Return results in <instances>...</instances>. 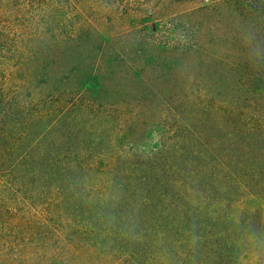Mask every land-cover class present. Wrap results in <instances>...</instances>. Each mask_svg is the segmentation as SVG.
Wrapping results in <instances>:
<instances>
[{
	"label": "trees",
	"instance_id": "obj_1",
	"mask_svg": "<svg viewBox=\"0 0 264 264\" xmlns=\"http://www.w3.org/2000/svg\"><path fill=\"white\" fill-rule=\"evenodd\" d=\"M27 1L0 0V264H264V0L190 7L170 22L169 44L155 23L140 30L138 58L100 43L88 69L141 79L119 106L132 111L121 136L116 105L86 100L104 87L93 71L79 90L72 69L55 77L68 85L57 94L22 91L28 62L50 83L45 59L60 54L56 37L28 54L38 44L23 39ZM178 66L181 89L146 86L148 67L175 81ZM149 124L160 132L153 145ZM100 179L108 188L95 194Z\"/></svg>",
	"mask_w": 264,
	"mask_h": 264
},
{
	"label": "rangeland",
	"instance_id": "obj_2",
	"mask_svg": "<svg viewBox=\"0 0 264 264\" xmlns=\"http://www.w3.org/2000/svg\"><path fill=\"white\" fill-rule=\"evenodd\" d=\"M209 2L212 0H118L115 1V4L98 3L97 0H39L37 3H32L29 0L25 8H20L19 11V16L25 19L22 23V35L24 40L34 39L38 45L34 49L31 42L30 47L32 49L27 51L28 54L34 55L35 50H38L39 47L44 50L45 46L41 43L52 37H56L55 39L59 41L60 54L53 58L54 62L45 59L50 67L52 66L54 80L50 83H43L40 81L39 75L35 76L31 71V65H36L35 67L38 68V60L33 58L31 62H28L26 65L28 71L24 78L22 91L26 96L30 91L36 100H40L67 88L68 85H61L55 81V77L62 75L63 71L76 69L71 74L76 73L79 76L70 85L73 86L75 82L77 83L76 88L82 83V78L90 76V71H93L94 75L91 78L96 74L95 79L97 80L92 79L91 83L96 85L99 82H104V87L99 93L96 89L91 91L87 89L86 100L94 98L99 102H106V107H109V104L116 105L117 111L112 116L110 115L109 119L115 121L116 132L121 136L124 132L125 121L131 120L129 117L132 111H125L124 113L119 106L125 107L127 103L134 102L135 91L133 87L138 85L141 79L138 72L130 71L128 68L108 76L105 75L107 71L104 73L88 69L87 65L96 56H101L98 45L102 42H109L108 44L113 45L112 47L115 49L130 47L133 55L138 58V54L145 48L142 42L136 40H142L140 35L143 31L140 30L147 29L150 32L157 23L160 27L158 30L159 40L169 44L176 37V34L173 35L168 32L170 22L180 26V23L184 21L182 15L188 8L206 5ZM17 9L16 6L10 4L9 13H16ZM149 14L150 18H147ZM219 20H214V24H218ZM224 22L226 23V21ZM65 42H69L72 52L68 51L70 55L63 56L62 51H64ZM129 56L126 63H129ZM77 68H79L78 71ZM182 69L178 66L175 81H165L162 79L154 80L153 77L157 75L158 70L148 67L145 71L148 81H144L147 87H153L157 91L161 90L162 93L168 95L173 89L179 90L184 85L185 77ZM141 71L143 70L140 69L139 72L142 73ZM156 126L154 124L147 126L149 131L145 134V144L153 145L159 140L160 132ZM128 127L129 125L126 130L129 129ZM124 143L129 144L128 141ZM107 188V182L100 179L93 184L91 189L95 194H103ZM247 260L248 258L244 262ZM74 263L81 264L82 261L79 260Z\"/></svg>",
	"mask_w": 264,
	"mask_h": 264
}]
</instances>
